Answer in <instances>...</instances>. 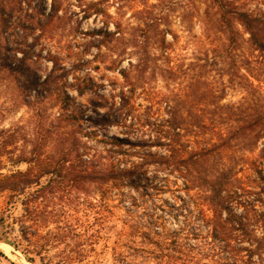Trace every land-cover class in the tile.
<instances>
[{
  "label": "clouds",
  "instance_id": "obj_1",
  "mask_svg": "<svg viewBox=\"0 0 264 264\" xmlns=\"http://www.w3.org/2000/svg\"><path fill=\"white\" fill-rule=\"evenodd\" d=\"M0 264H264V0H0Z\"/></svg>",
  "mask_w": 264,
  "mask_h": 264
}]
</instances>
